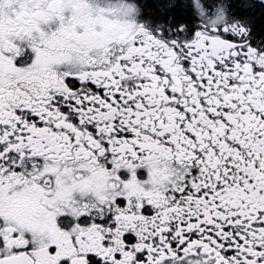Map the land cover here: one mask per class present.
I'll list each match as a JSON object with an SVG mask.
<instances>
[{
    "label": "snow or ice",
    "instance_id": "1",
    "mask_svg": "<svg viewBox=\"0 0 264 264\" xmlns=\"http://www.w3.org/2000/svg\"><path fill=\"white\" fill-rule=\"evenodd\" d=\"M0 264H264V0H0Z\"/></svg>",
    "mask_w": 264,
    "mask_h": 264
}]
</instances>
